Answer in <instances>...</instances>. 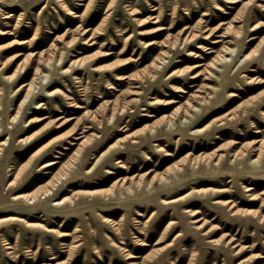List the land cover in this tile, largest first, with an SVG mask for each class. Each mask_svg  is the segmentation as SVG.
<instances>
[{
	"label": "rangeland",
	"instance_id": "obj_1",
	"mask_svg": "<svg viewBox=\"0 0 264 264\" xmlns=\"http://www.w3.org/2000/svg\"><path fill=\"white\" fill-rule=\"evenodd\" d=\"M223 32L235 51L215 80L225 43L211 41ZM23 39L32 47L15 44ZM39 54L51 60L46 79L9 124ZM195 94L210 98L182 124L176 110ZM3 140L0 264H264V0H0ZM70 166L49 197L14 199Z\"/></svg>",
	"mask_w": 264,
	"mask_h": 264
},
{
	"label": "bare ground",
	"instance_id": "obj_2",
	"mask_svg": "<svg viewBox=\"0 0 264 264\" xmlns=\"http://www.w3.org/2000/svg\"><path fill=\"white\" fill-rule=\"evenodd\" d=\"M229 3H235L237 0H227ZM6 17H9V16H6ZM73 17H79V15H77V14H74L73 15ZM2 34L3 35H12V32L11 31H6V32H2ZM82 34H84V32H82ZM210 34V33H209ZM92 35V34H91ZM217 37H220L221 39H219V40H213V41H211V43L212 44H217V43H225V45H223L219 50H218V52H217V54H216V56H215V58L213 59V62H212V70L208 73V77L209 78H212V77H214L215 78V80H217L219 77H220V74L218 73L219 71H218V67H221L222 65L224 66V65H226L227 64V59L229 58L228 56H233V54H234V48L232 47V46H229V44H231L232 42H231V40H226V41H224L225 40V38L226 37H228L227 36V34H226V32H223L222 34H220V35H218ZM30 43V40H28V39H23V40H18L15 44L16 45H19V46H25V45H27V48H31L32 46L29 44ZM94 43V42H93ZM93 43H90V45H93ZM150 45L151 44H155V42L153 41V42H150L149 43ZM165 47H167V46H165ZM200 48V47H199ZM208 49H210L209 50V52H212L213 50H212V48H208ZM256 52V51H255ZM168 53H169V50H163L161 53H160V57L158 58V61H157V64H156V66H154V69H155V73L161 68V65H164V60H165V58H166V56L168 55ZM41 54V53H40ZM39 54V56H37V59L35 60V62H36V65H35V67H34V73H33V77L30 79V80H28V81H23L18 87H17V89H15V92H17V94H22L23 93V96H22V99L20 100V102H19V105H18V107H17V111L15 112V114L13 115V116H11V118H10V120H9V124H14V123H16L17 121V119H18V115H19V111H20V109H21V107L24 105V104H27L29 101H30V98L31 97H33L34 96V91L36 90V88H37V84H42V83H44V81H45V79H46V74H44V70L43 69H45L46 67H48V65L50 66L51 65V60L50 59H48V58H43V57H41V55ZM110 53H107L106 55H109ZM20 54H16V56H19ZM38 55V54H37ZM247 56L248 55H246L245 57H244V59H246L247 58ZM228 57V58H227ZM230 59V58H229ZM233 60V59H232ZM55 61H57V62H60L61 61V57L60 58H58L57 60H55ZM70 63H71V65H76V64H78V63H82V59L81 58H77V59H73V60H70ZM237 64V63H236ZM236 64L233 66V69H234V67L236 66ZM239 66V65H238ZM70 69V66L68 67V68H66L65 70H63V71H65V72H67L68 70ZM232 69V70H233ZM222 70V69H221ZM176 70H174V71H172L171 73H169L168 74V76H172V75H174L176 72H175ZM252 71H254L253 69H251V72ZM192 77H196V75H194V76H192ZM151 78L152 79H154L155 78V75H152L151 76ZM38 79H40L38 82H37V80ZM114 79L116 80V81H124V80H126V79H129V77L128 76H126L125 74H120V73H116L115 74V76H114ZM250 79V78H249ZM253 79H250L249 81L251 82ZM257 83H259V82H257ZM207 88H208V90H209V93L208 94H210V95H212V94H214L215 92H217L218 91V85H211V86H207ZM57 90H47V96H49V95H52V94H57ZM202 92V91H201ZM130 93L132 94V93H134L133 91H130ZM228 96H230L231 98H235V97H237V95L236 94H233V93H229L228 94ZM193 97H195V98H199L198 100L197 99H195V101H194V104L193 103H191V102H187L184 106H178V108H177V110H176V114L175 115H178V114H182L181 115V119H183L182 120V124H185L186 125V123H188L187 122V120L189 119V122H191L192 121V118H193V116L194 115H196V112L197 111H199L200 110V108L198 109V106L200 105V103H207V98H210V96H206V97H202V95H200V94H195V96L193 95ZM194 99V98H193ZM134 101H136V100H134ZM192 101V100H191ZM169 103H171V102H169ZM41 107H43V104H38V109L39 108H41ZM81 107V106H80ZM37 109V108H36ZM198 115V114H197ZM16 121V122H15ZM31 121V120H30ZM179 122V123H180ZM180 123V124H181ZM182 124H181V126H182ZM167 125H169L170 127L173 125V123L170 121ZM193 131H195V132H199V131H201V129L200 130H193ZM153 132V131H152ZM192 133V132H191ZM194 133V132H193ZM80 135L78 136V137H75L74 139L75 140H80V139H82V138H84V130L82 131V132H80L79 133ZM28 138H25V139H23L24 141H26ZM7 140H3L0 144L1 145H3V146H5L6 145V142ZM22 141V140H21ZM82 142V141H81ZM80 142V143H81ZM253 145H251L252 146V153H254V155H256V158L253 160V162L254 163H257L258 162V160H259V158H260V156L262 155V152H263V146H262V143H260V144H258V142L256 141V142H254V143H252ZM250 147V146H249ZM166 155H169V154H166ZM242 155V153L241 152H238V151H235L233 154H232V157L234 158V160H236V159H239L240 158V156ZM56 158H59L58 156H55ZM223 156L222 155H220V156H218V158H217V161H219V160H221V158H222ZM189 159H192V158H189ZM58 162L57 161H55V160H53V161H50V162H47V163H45V164H43L41 167H43V168H48V167H51V166H53V165H55V164H57ZM190 163V162H189ZM192 165H195V162H193V164ZM70 168H71V166L68 168V170L67 171H64L63 173H60L56 178H55V180L50 184V185H48L47 187H45V188H43V189H41V190H39V192L38 191H36V192H34V193H32V194H19V195H17V196H14V199H18V198H20V199H23L24 201H36V200H38V199H40L41 197H43V198H46V197H49L50 195H51V192L54 190V188L56 187V186H58L59 185V183H60V181H62L63 179H65L67 176H68V173H69V171H70ZM13 168L12 167H10V169L9 170H12ZM91 170V169H90ZM47 172V171H46ZM178 172H179V170H175V171H173V173H174V176H175V178H177V176H178ZM16 176H17V174H16ZM154 177H156V176H153L152 178H154ZM157 178V177H156ZM160 180V179H159ZM162 180V182L165 184V183H168L169 182V178L168 179H165V178H162L161 179ZM174 181H175V179H174ZM155 182V181H154ZM157 182V181H156ZM162 184V183H161ZM146 186V185H145ZM139 187V186H138ZM137 187V188H138ZM147 187L149 188V189H151V183H149V184H147ZM154 189V188H153ZM253 188H251V187H247V186H245V191H247V192H249V191H251ZM127 192H129L130 194H132V192H133V189H131V188H128V187H126V189H125ZM152 190V189H151ZM206 190V189H205ZM198 191H200V190H198ZM228 190L227 189H221V190H215V189H213L212 190V192H218V193H224V192H227ZM193 191H189V193H187V194H185V195H183V196H180V197H176V198H173V199H170V200H161V202H163V203H175V202H177V201H179V200H181V199H184V198H186L187 196H189L191 193H192ZM120 193V192H119ZM122 193V192H121ZM66 200V198H61V199H59L58 200V204H60V203H62L63 201H65ZM214 203L215 204H220V205H227V207H229V208H233V203H232V201H230V200H215L214 201ZM229 204V205H228ZM185 212H190L191 213V215H196V212L194 211V210H189V209H186L185 210ZM9 220H14V219H17L16 217H10V218H8ZM105 220H107V219H105ZM198 221V219H195L194 220V223L195 222H197ZM202 225H203V223L202 224H200V225H196L197 227H195V228H201L202 227ZM33 226H37L36 224H33ZM48 231H52V232H54V230L53 229H47ZM65 235H67V234H64V233H62V234H59V236H65ZM230 241V240H229ZM8 248H10V247H8ZM122 250L124 249V248H121ZM127 255V258H129V259H136V258H138V256H136V255H132L131 253H127L126 254ZM131 264H136V262H131Z\"/></svg>",
	"mask_w": 264,
	"mask_h": 264
}]
</instances>
